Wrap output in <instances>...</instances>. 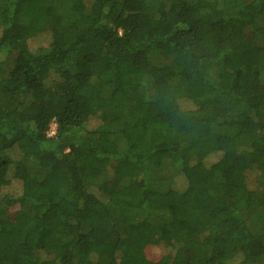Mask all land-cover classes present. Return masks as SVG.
<instances>
[{
  "label": "trees",
  "instance_id": "obj_1",
  "mask_svg": "<svg viewBox=\"0 0 264 264\" xmlns=\"http://www.w3.org/2000/svg\"><path fill=\"white\" fill-rule=\"evenodd\" d=\"M31 4L0 0V264H264V0Z\"/></svg>",
  "mask_w": 264,
  "mask_h": 264
},
{
  "label": "rangeland",
  "instance_id": "obj_2",
  "mask_svg": "<svg viewBox=\"0 0 264 264\" xmlns=\"http://www.w3.org/2000/svg\"><path fill=\"white\" fill-rule=\"evenodd\" d=\"M49 4H50V0H32V4H31L32 7L38 6V7L43 8L42 15L44 16V18L41 19V26H43L42 31L45 33L47 29L50 28L49 27L50 26L49 17L52 16V8L50 7ZM249 31H250L249 20H247L245 27L242 28L240 32L247 35L248 33L249 34L251 33ZM45 33H42V34H45ZM46 43H47V40H46L45 35H41L38 39L32 40L30 45L36 47L41 44L46 45ZM181 105L183 108L192 107L191 103L187 101H183ZM98 124H99V121L97 120V118L92 117L88 120L86 127L87 129L91 130L97 127ZM18 156L19 154L15 155V157H18ZM219 157H220L219 153H213L205 159L204 163L206 166H209L210 164L216 162L219 159ZM262 168H264V160L257 162L254 170L246 174L248 186L251 189H255L257 187L259 170ZM60 173H61V170L55 168L51 174V181L56 182ZM16 176L17 177H14L11 175V179H10L11 183L7 188L4 189V193H7V194L24 193V194H33V195L39 194L37 186L35 185L34 182L31 181V179L28 178V176L25 174L23 170L22 171L20 169L17 170ZM183 179H185V177L183 174L180 173V171H178L176 175L173 176V180H180L181 182V180ZM177 184L179 183L178 182L174 183V185H177ZM179 189H182V185L181 186L179 185ZM15 209L16 207L10 209V213L13 212ZM252 222L253 224L250 223V227L252 230H256L258 225H260L261 220H253ZM174 249L175 248H173L172 246L166 245L163 242L158 245H154L149 242V243H146V246L144 248V254L148 262L155 263L159 260H166L168 258H171L174 255ZM27 254L28 255L30 254L29 250L27 248L26 249L22 248L19 250L17 257L22 258Z\"/></svg>",
  "mask_w": 264,
  "mask_h": 264
},
{
  "label": "built area",
  "instance_id": "obj_3",
  "mask_svg": "<svg viewBox=\"0 0 264 264\" xmlns=\"http://www.w3.org/2000/svg\"><path fill=\"white\" fill-rule=\"evenodd\" d=\"M54 134H55V129H54V127H53V128H50V129L48 130V132H47V136H49V137L53 136Z\"/></svg>",
  "mask_w": 264,
  "mask_h": 264
},
{
  "label": "clouds",
  "instance_id": "obj_4",
  "mask_svg": "<svg viewBox=\"0 0 264 264\" xmlns=\"http://www.w3.org/2000/svg\"><path fill=\"white\" fill-rule=\"evenodd\" d=\"M53 127H54V129L56 128L55 124H51V125H50V128H53ZM50 128H49V129H50Z\"/></svg>",
  "mask_w": 264,
  "mask_h": 264
}]
</instances>
